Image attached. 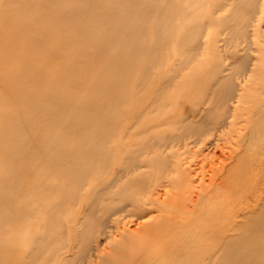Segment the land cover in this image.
<instances>
[{
  "label": "bare ground",
  "instance_id": "6f19581e",
  "mask_svg": "<svg viewBox=\"0 0 264 264\" xmlns=\"http://www.w3.org/2000/svg\"><path fill=\"white\" fill-rule=\"evenodd\" d=\"M1 15L0 264H264V0Z\"/></svg>",
  "mask_w": 264,
  "mask_h": 264
},
{
  "label": "rangeland",
  "instance_id": "374dc122",
  "mask_svg": "<svg viewBox=\"0 0 264 264\" xmlns=\"http://www.w3.org/2000/svg\"><path fill=\"white\" fill-rule=\"evenodd\" d=\"M3 1L4 0H0V24L2 22L3 17H5V15H1V5H2V2ZM122 16H124V15H122ZM3 43H5V42H3ZM44 45L45 46H48V35L44 39ZM23 51H25V49L22 50L21 52H19L18 55L19 56H22L24 54ZM9 65H6V66H9ZM4 69H6V68L4 67ZM243 132L246 133V137H247L249 135L250 129L249 128L244 129ZM229 145L230 146H233L234 145L233 139H232L231 144H229ZM192 159H195V161H197V160H200V157H198V154L197 153L196 154L192 153V154L189 155V160H192ZM256 178H257V180H259V183L262 184L263 181H264V170L263 171L260 170V172H259V174H258V176ZM116 233L118 234L119 232H116ZM116 233H115V235H116ZM96 240L98 242V254L100 255V257H102V256H106L107 257L109 255L115 254V248L113 247V240H110V239L107 240L104 235H99ZM20 254H22V252ZM72 255H73V253L71 254V252H70L69 254H66V257H70ZM22 256H20V258H22ZM100 257L97 258L93 263L94 264H98V263L100 264L101 263V259H102ZM83 263H84V261H81L80 264H83Z\"/></svg>",
  "mask_w": 264,
  "mask_h": 264
}]
</instances>
